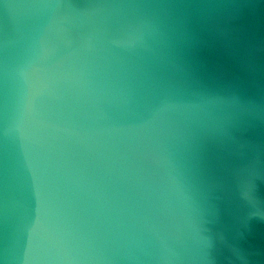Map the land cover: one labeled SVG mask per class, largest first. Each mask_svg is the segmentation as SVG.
Returning a JSON list of instances; mask_svg holds the SVG:
<instances>
[{"label": "water", "instance_id": "water-1", "mask_svg": "<svg viewBox=\"0 0 264 264\" xmlns=\"http://www.w3.org/2000/svg\"><path fill=\"white\" fill-rule=\"evenodd\" d=\"M0 264H264V0H0Z\"/></svg>", "mask_w": 264, "mask_h": 264}]
</instances>
